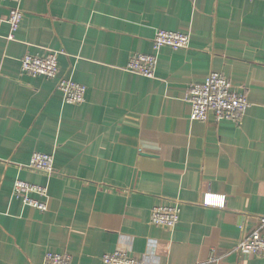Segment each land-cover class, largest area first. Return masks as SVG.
Returning a JSON list of instances; mask_svg holds the SVG:
<instances>
[{"label":"crops","instance_id":"1","mask_svg":"<svg viewBox=\"0 0 264 264\" xmlns=\"http://www.w3.org/2000/svg\"><path fill=\"white\" fill-rule=\"evenodd\" d=\"M20 7L14 39L0 28V264H51L48 252L102 264L117 249L144 264H264L236 250L264 216V0ZM159 29L187 32L188 47L155 51ZM46 51H59L58 77L85 85L83 103L22 72L24 54ZM134 53L157 55L153 78L125 69ZM212 71L250 102L240 122L190 119L186 91ZM35 152L54 173L22 166ZM16 179L46 186L45 211L12 197ZM172 205L173 229L151 225L153 207Z\"/></svg>","mask_w":264,"mask_h":264},{"label":"built area","instance_id":"2","mask_svg":"<svg viewBox=\"0 0 264 264\" xmlns=\"http://www.w3.org/2000/svg\"><path fill=\"white\" fill-rule=\"evenodd\" d=\"M8 2L7 13H0V28L7 24V40H12L18 31L23 19V10L20 7L22 0H1ZM252 1V0H250ZM152 46L155 51L167 46L172 49H185L190 43L187 32L159 29L152 38ZM59 51H46L41 55L26 53L20 59L21 70L31 77H45L56 80V89L61 93L64 102L79 105L85 101L86 87L66 77H58ZM157 66V55L152 53H134L128 60L125 69L129 72L153 78ZM186 100L190 103V119L206 122L210 115L216 121L229 120L240 122L250 102L244 93L238 92L225 75L218 71L210 72L204 81L189 85L186 91ZM53 155L42 152L33 153L28 169L51 174L55 172ZM12 197L20 199L26 205L39 211L47 209V202L38 197L47 194L46 186L16 179L12 188ZM209 196L203 199V204L211 206ZM179 207L155 206L151 210L150 223L155 227L173 229L179 221ZM264 216L260 217V225L257 229L244 234L236 245L239 253L264 257ZM217 259L211 258L209 262ZM45 262L51 264H70V257L66 254L46 253ZM102 264H144L130 257L125 251L117 249L102 256Z\"/></svg>","mask_w":264,"mask_h":264}]
</instances>
